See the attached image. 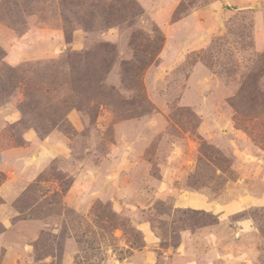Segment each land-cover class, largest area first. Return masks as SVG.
Instances as JSON below:
<instances>
[{"label": "rangeland", "instance_id": "1", "mask_svg": "<svg viewBox=\"0 0 264 264\" xmlns=\"http://www.w3.org/2000/svg\"><path fill=\"white\" fill-rule=\"evenodd\" d=\"M215 1L0 0V189L8 170L23 166L12 165L19 156L37 171L34 181L15 182L21 193L11 205L0 194V214L20 224L6 231L0 222V264H24L28 235L36 239L30 264H119L146 243L143 222L163 249L193 233L187 243L198 263L250 244L264 264V207L219 212L264 196L257 20L228 8L207 47L179 60L162 54L168 42L180 50L202 25L186 19ZM28 131L56 134L69 156L40 168ZM163 184L219 207L176 209Z\"/></svg>", "mask_w": 264, "mask_h": 264}, {"label": "crops", "instance_id": "2", "mask_svg": "<svg viewBox=\"0 0 264 264\" xmlns=\"http://www.w3.org/2000/svg\"><path fill=\"white\" fill-rule=\"evenodd\" d=\"M228 8H232V10H234L233 12H238L241 15L248 13L254 15L257 20L256 44L261 51H264V0H217L207 5L204 9L199 11V13H196V15L192 13L191 16L186 19V23H191L195 26H197L198 23H202V25L192 29L191 37L186 44H182L181 48L179 47L180 50H177L178 48H175L171 42H168L164 53H162L164 55H162L164 59L168 60L174 52V60L177 58V55V59L179 60L183 58V55L185 54L183 50L193 51L207 47L214 35H218L223 32L227 16L232 12ZM169 10H171V8ZM201 17L204 18V22L199 20ZM183 25L184 21L176 23L174 27H182ZM202 39L205 40L202 41ZM7 119H12V123L17 122L19 120V116L13 113ZM23 137L31 148L34 147V155L37 158L36 161H40V168L45 167L55 158H66L69 156L71 148L70 145L68 142L61 140L56 134L50 135L45 139H40L34 131H28ZM15 151L18 150L16 149ZM33 158L34 157L31 159ZM16 162L21 163L23 166H21L19 170H16L15 168L12 170L7 169L9 178L4 184H2V189H0V194L6 197L5 201L8 205H11L21 193L19 188L14 186V184L15 182L17 183L19 178L23 177L22 175H24V177L30 182L34 181L37 177L36 167L31 168V166L28 165L27 156L17 157L12 165ZM10 187L12 188V192H9ZM161 194L171 195L174 203L173 206L176 209H193L208 212L215 211L219 207L218 204L214 203L204 194L196 191L187 192L186 190L178 189L177 187L170 186L169 184L162 185ZM229 205L233 206H231V208L228 206H226V208H220L219 212H228L231 210L228 214L232 215L239 213L238 211H243L250 206L264 207V196H244L240 198L237 203L235 202ZM236 205H238V208L233 210L232 208L236 207ZM0 222L3 223L4 230L6 231H10L20 225H12V213L4 215L0 214ZM240 225V231L242 233L248 234L250 231L252 232L251 221L244 220ZM139 230L144 234L146 243L140 249L134 250L130 257L124 259L119 264H181L176 261L180 258L184 259L182 264H260L257 261L255 252V250H258L256 249V246L253 247L250 244L242 245V248H240V246L238 248H234L230 250L231 253L230 251H226L224 253L221 252L218 258H213V255L209 253L207 261L204 263H198L196 261V257L191 254L189 244L187 243L189 239L190 241L194 240L195 237L193 233L184 232L181 241L183 243L180 248L163 249L160 246V238L157 237L156 232H154L150 224L146 222L139 224ZM211 236V233H209L208 240H206V242L210 245L212 244ZM34 241H36V239H33V235L32 237L31 235L30 237L28 235L25 242L20 244L19 256L22 258V262H24V264L29 262L31 263V260L33 259L32 253L34 247L32 243ZM220 259L226 260L221 261Z\"/></svg>", "mask_w": 264, "mask_h": 264}]
</instances>
